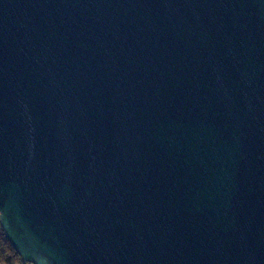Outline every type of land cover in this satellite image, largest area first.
Returning a JSON list of instances; mask_svg holds the SVG:
<instances>
[{
	"label": "water",
	"instance_id": "95a60500",
	"mask_svg": "<svg viewBox=\"0 0 264 264\" xmlns=\"http://www.w3.org/2000/svg\"><path fill=\"white\" fill-rule=\"evenodd\" d=\"M0 227L26 264H264V0H0Z\"/></svg>",
	"mask_w": 264,
	"mask_h": 264
},
{
	"label": "trees",
	"instance_id": "16d2710c",
	"mask_svg": "<svg viewBox=\"0 0 264 264\" xmlns=\"http://www.w3.org/2000/svg\"><path fill=\"white\" fill-rule=\"evenodd\" d=\"M0 264H26L9 244L0 227Z\"/></svg>",
	"mask_w": 264,
	"mask_h": 264
}]
</instances>
